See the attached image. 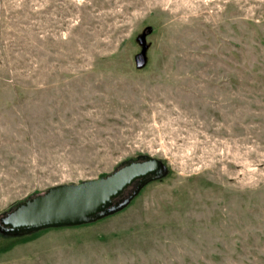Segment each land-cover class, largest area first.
<instances>
[{
    "label": "rangeland",
    "instance_id": "obj_1",
    "mask_svg": "<svg viewBox=\"0 0 264 264\" xmlns=\"http://www.w3.org/2000/svg\"><path fill=\"white\" fill-rule=\"evenodd\" d=\"M143 156L122 211L0 264H264V0H0V217Z\"/></svg>",
    "mask_w": 264,
    "mask_h": 264
},
{
    "label": "water",
    "instance_id": "obj_2",
    "mask_svg": "<svg viewBox=\"0 0 264 264\" xmlns=\"http://www.w3.org/2000/svg\"><path fill=\"white\" fill-rule=\"evenodd\" d=\"M139 42L144 45L136 56L138 68L146 65L145 37L152 32L146 28ZM167 167L160 160L143 156L123 162L106 176L85 180L78 184L50 187L45 193L23 200L16 208L0 217V231L6 235H23L51 227H76L91 224L122 211L144 187V183L130 190L135 180L163 178ZM129 190V191H128Z\"/></svg>",
    "mask_w": 264,
    "mask_h": 264
},
{
    "label": "flooded vegetation",
    "instance_id": "obj_3",
    "mask_svg": "<svg viewBox=\"0 0 264 264\" xmlns=\"http://www.w3.org/2000/svg\"><path fill=\"white\" fill-rule=\"evenodd\" d=\"M151 178L152 177L147 178V180H140V179L135 180V182L130 186L129 189L132 190V189L136 188V186L140 185L141 183H144V185H145L146 183L150 182Z\"/></svg>",
    "mask_w": 264,
    "mask_h": 264
},
{
    "label": "trees",
    "instance_id": "obj_4",
    "mask_svg": "<svg viewBox=\"0 0 264 264\" xmlns=\"http://www.w3.org/2000/svg\"><path fill=\"white\" fill-rule=\"evenodd\" d=\"M66 227H70V226H66ZM66 227H64V228H66ZM76 227H79V226H76ZM62 228H63V227H62ZM48 229H50V228H48ZM1 234H3L4 236H9V235H11V234L6 235V234H4V233H2V232H1Z\"/></svg>",
    "mask_w": 264,
    "mask_h": 264
}]
</instances>
